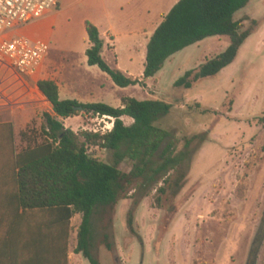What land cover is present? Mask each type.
Instances as JSON below:
<instances>
[{
	"label": "rangeland",
	"instance_id": "1",
	"mask_svg": "<svg viewBox=\"0 0 264 264\" xmlns=\"http://www.w3.org/2000/svg\"><path fill=\"white\" fill-rule=\"evenodd\" d=\"M68 16L64 13L56 27L57 49L69 34L80 40L78 30L68 28ZM246 17L259 22L246 52L224 74L191 90L177 89L174 82L205 58L225 52L229 38L207 39L168 62L145 88L127 89L115 86L98 67L89 68L81 57L60 55L48 43L50 54L41 78L57 82L62 100L115 108L122 106L126 96L163 100L173 108L156 126L179 140L178 151L184 149L186 138L208 134L206 143L193 146L196 151L179 195L173 197L168 191L163 196L154 190L137 207L138 199L129 196L115 208L113 227L107 231L95 217V254L101 264H264V125L260 122L264 117V0H252L235 15L236 20ZM83 113L64 121L66 128L82 132ZM51 114L50 102L42 99L25 110L0 112V166L11 150L10 127L14 150L20 152L45 139L46 116ZM123 121L133 124L129 118ZM92 155L112 163L107 152L95 150ZM122 169L129 167L122 165ZM131 210L138 236L127 226ZM81 223V215L72 220L69 264H90L74 253ZM104 233L111 237L113 252L105 246Z\"/></svg>",
	"mask_w": 264,
	"mask_h": 264
},
{
	"label": "trees",
	"instance_id": "2",
	"mask_svg": "<svg viewBox=\"0 0 264 264\" xmlns=\"http://www.w3.org/2000/svg\"><path fill=\"white\" fill-rule=\"evenodd\" d=\"M251 1L181 0L151 38L141 78L129 77L108 64L98 28L86 22L88 65L98 67L118 88H145L174 55L208 38H229L225 52L186 72L174 84L177 89L191 90L232 65L255 33L258 21L249 17L235 19ZM38 87L53 108V114L46 116L45 139L16 152L10 127L11 150L3 156L0 166V264H69L71 224L77 215L82 216V223L74 253L83 255L90 264H101L95 254V217L107 231L113 227L111 215L121 200L129 196L138 199L137 207L139 200L154 190L163 196L168 191L173 197L179 195L196 151L193 146L206 143L208 134L186 138L184 149L178 151L179 140L156 126L173 108L163 100L126 96L119 108L103 103L82 105L62 100L54 80L40 81ZM79 107L116 118L113 132L102 137L67 129L64 121L82 114L77 111ZM124 117L131 118L133 124L127 126ZM260 122L264 125V117ZM88 148L111 154L112 163L88 155ZM122 165L129 170H123ZM127 226L138 236L133 210L128 213ZM103 236L107 250L113 252L110 235Z\"/></svg>",
	"mask_w": 264,
	"mask_h": 264
},
{
	"label": "crops",
	"instance_id": "3",
	"mask_svg": "<svg viewBox=\"0 0 264 264\" xmlns=\"http://www.w3.org/2000/svg\"><path fill=\"white\" fill-rule=\"evenodd\" d=\"M180 1L181 0H59V5L55 11L49 13L40 20L20 28L16 32L30 40H43L49 43L50 46L56 48V27L61 21V16L64 13H68L69 20L67 26L68 28H76L78 30L80 40L74 38V34L67 35L63 39V44L58 49L56 48V51L60 55L70 54L72 56H79L88 65L86 52L90 44L86 31V22H90L98 28L101 39L105 42L104 58L108 64L118 68L129 77L141 78L145 71L147 49L151 38L163 22L164 17L168 15ZM250 38L241 48L235 62L224 69L219 74L220 76L224 74L226 70L234 66L243 52H246ZM203 42L174 55L166 64L186 50L195 46L199 47ZM49 54L50 50L36 78L22 76L4 60H0V112L12 111L15 113L18 110H25L38 104L40 99L48 103L49 100H47L40 91L38 83L43 80H49L41 78ZM207 60L208 58H205L203 63ZM165 66L158 75L163 72ZM89 68L93 69L94 67L89 66ZM0 190H2L1 187Z\"/></svg>",
	"mask_w": 264,
	"mask_h": 264
},
{
	"label": "built area",
	"instance_id": "4",
	"mask_svg": "<svg viewBox=\"0 0 264 264\" xmlns=\"http://www.w3.org/2000/svg\"><path fill=\"white\" fill-rule=\"evenodd\" d=\"M59 0H0V60H4L20 75L36 78L50 50L43 40H30L18 34L20 28L55 11ZM10 35V36H9ZM82 132L102 137L111 134L116 118L84 112ZM95 148H88L92 155Z\"/></svg>",
	"mask_w": 264,
	"mask_h": 264
},
{
	"label": "water",
	"instance_id": "5",
	"mask_svg": "<svg viewBox=\"0 0 264 264\" xmlns=\"http://www.w3.org/2000/svg\"><path fill=\"white\" fill-rule=\"evenodd\" d=\"M77 111H79V112H85L82 107L77 108Z\"/></svg>",
	"mask_w": 264,
	"mask_h": 264
}]
</instances>
